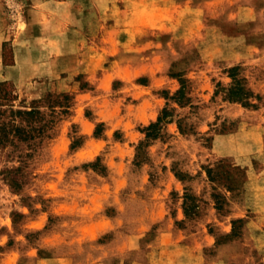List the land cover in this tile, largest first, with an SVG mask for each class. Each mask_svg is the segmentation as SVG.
<instances>
[{"label": "rangeland", "instance_id": "rangeland-1", "mask_svg": "<svg viewBox=\"0 0 264 264\" xmlns=\"http://www.w3.org/2000/svg\"><path fill=\"white\" fill-rule=\"evenodd\" d=\"M0 82V264H264V0H0Z\"/></svg>", "mask_w": 264, "mask_h": 264}, {"label": "trees", "instance_id": "trees-1", "mask_svg": "<svg viewBox=\"0 0 264 264\" xmlns=\"http://www.w3.org/2000/svg\"><path fill=\"white\" fill-rule=\"evenodd\" d=\"M7 82H0V102H12L16 100V96L13 93L11 87L8 86ZM183 89L177 92L176 96L182 95ZM48 97L50 94L47 95ZM227 96L229 99L239 100L244 98V103L247 106H251L252 104L249 103V99L253 97L251 92H245L239 85L238 82L234 83L232 87L229 88L227 91ZM69 97L67 95H63V100L68 101ZM58 103V102H57ZM59 102L57 106L60 109H63L62 112H66L69 109V106L66 104H60ZM50 108V116L55 113V106L49 105ZM167 111L163 110L162 114L157 118L155 123L150 124L146 128V137H150L154 135L153 133H157L156 127L162 122L164 116L166 115ZM3 116V112L0 111V118ZM9 120L7 122L2 121L0 119V141H7L9 135L11 136H18L21 140H32L37 137H40L45 132L47 127V123L51 120H46L45 116L42 112L38 110L37 107H30L26 110H9ZM15 118H20L24 124L17 125L15 124ZM154 130V131H153ZM156 131V132H155Z\"/></svg>", "mask_w": 264, "mask_h": 264}, {"label": "crops", "instance_id": "crops-1", "mask_svg": "<svg viewBox=\"0 0 264 264\" xmlns=\"http://www.w3.org/2000/svg\"><path fill=\"white\" fill-rule=\"evenodd\" d=\"M139 113H140V114L143 113V110H140ZM140 114H139L138 116H139V118L141 119V118L143 117V114H141V115H140Z\"/></svg>", "mask_w": 264, "mask_h": 264}]
</instances>
